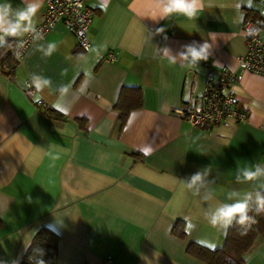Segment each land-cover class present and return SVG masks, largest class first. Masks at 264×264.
Instances as JSON below:
<instances>
[{
	"label": "crops",
	"instance_id": "1",
	"mask_svg": "<svg viewBox=\"0 0 264 264\" xmlns=\"http://www.w3.org/2000/svg\"><path fill=\"white\" fill-rule=\"evenodd\" d=\"M84 5L93 16L87 51L58 21L27 49L11 80L0 71V264H19L43 228L59 239L55 264H101L107 257L114 264H202L187 247L221 248L231 227L210 226L205 202L179 180L210 168L213 205L230 189L255 187L235 183V172L264 163V77L241 73L233 86L248 113L244 123L197 129L173 112L199 102L209 66L239 73L244 26L264 20V4L213 0L196 20L177 15L156 21L150 18L154 0ZM205 40L211 54L196 69L173 65L157 52ZM50 42L57 49L45 57L39 45ZM100 46L99 58L90 54ZM109 53L113 63L104 61ZM33 74L52 86L33 84ZM26 81L33 99L24 95ZM62 87L68 89L63 96ZM123 87L137 88L142 105L121 127L115 105ZM244 264H264V237Z\"/></svg>",
	"mask_w": 264,
	"mask_h": 264
},
{
	"label": "clouds",
	"instance_id": "2",
	"mask_svg": "<svg viewBox=\"0 0 264 264\" xmlns=\"http://www.w3.org/2000/svg\"><path fill=\"white\" fill-rule=\"evenodd\" d=\"M154 3L156 10L150 17L154 21L177 15L196 20L206 8L213 6V0H154ZM42 6L43 0H21V5L16 7H13L9 0H0V49L8 48L17 59H20L27 38L30 37L33 41L43 40L37 27ZM156 31L162 33L164 30L159 28ZM102 47L91 48L90 54L99 58ZM56 49L57 45L54 42L39 45V51L45 57L51 56ZM211 49L212 45L205 40L202 44L193 41L183 45L181 50L175 53L167 47L157 48V52L173 65L179 63L181 67L196 69L201 61L209 59ZM31 81L33 84L38 83L42 89L52 86L49 78L35 74L31 76ZM59 92L63 96L68 89L62 87ZM210 173V168L198 170L179 182L186 191L205 202L207 206L203 209V216L210 226L224 231L239 226L240 235H246L247 230L257 223L255 216L250 213L264 214V163L246 164L237 168L235 183L255 187L245 191L230 189L226 193L225 201H219L215 205L211 203L215 200V189L211 187L215 180L209 179Z\"/></svg>",
	"mask_w": 264,
	"mask_h": 264
},
{
	"label": "built area",
	"instance_id": "3",
	"mask_svg": "<svg viewBox=\"0 0 264 264\" xmlns=\"http://www.w3.org/2000/svg\"><path fill=\"white\" fill-rule=\"evenodd\" d=\"M264 4V0H255ZM85 0H45L42 22L38 30L43 38L50 32L53 25L61 21L67 31L76 39L77 47L87 51L90 47L88 30L93 23V16L85 9ZM264 30V20L248 21L244 26L245 53L238 59L239 73L226 67L214 68L209 66L205 76L202 96L197 104H186L174 110L173 114L189 124L191 128L210 129L226 120L235 123H244L248 113L237 103L233 86L239 81L241 73H248L264 77V43L261 33ZM34 41L29 37L21 57ZM104 61L113 63L115 56L109 53ZM5 71H8L5 69ZM7 79L11 80L9 75ZM24 95L33 99V85L24 83ZM38 108H43L37 103ZM101 264H114L112 258H105Z\"/></svg>",
	"mask_w": 264,
	"mask_h": 264
},
{
	"label": "trees",
	"instance_id": "4",
	"mask_svg": "<svg viewBox=\"0 0 264 264\" xmlns=\"http://www.w3.org/2000/svg\"><path fill=\"white\" fill-rule=\"evenodd\" d=\"M19 60L14 56L12 50L8 48L0 49L1 73L6 77L9 75L12 77ZM5 69L8 71H5ZM141 105L139 90L123 87L115 105L120 113L119 123L121 127L124 125L128 113L141 107ZM41 109H44V107ZM46 112L49 116L54 114L48 110ZM250 215L255 216L257 223L247 230L246 235H240L239 226H233L229 229L221 248L210 250L190 244L186 250L187 254L202 264H244L246 256L251 251L257 238L264 237V214L257 215L255 212H251ZM181 237H183V232H181ZM58 244L59 239L53 232L46 228L39 230L33 237L19 264H55Z\"/></svg>",
	"mask_w": 264,
	"mask_h": 264
}]
</instances>
